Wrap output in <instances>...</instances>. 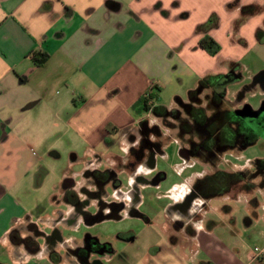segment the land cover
<instances>
[{"label": "crops", "instance_id": "1", "mask_svg": "<svg viewBox=\"0 0 264 264\" xmlns=\"http://www.w3.org/2000/svg\"><path fill=\"white\" fill-rule=\"evenodd\" d=\"M229 1L0 0V159L9 160L7 174L11 175V180L6 177V184L0 180V240L16 249L13 264H24L22 254L46 255L54 262L44 243L39 242V250L29 252L10 238L13 230L25 235L26 225L36 224L29 216L41 211L40 204L22 199L31 190L40 189L47 173L42 157L31 146L27 149L25 141L46 144L42 148L50 156L58 150L49 142L63 139L70 142L78 138L87 143L90 151H100L112 146L120 133L127 134L136 127L143 112L136 113L131 106L151 86L158 87L157 104H161L159 98L173 97L187 103L188 97L182 100L178 95L186 83H196L189 89L192 90L205 76L219 75V82L230 75L248 47L264 44L255 34L257 29H264V10L247 17L235 29L240 8H226ZM250 3L263 5L264 0H240V5ZM211 13L219 17L218 26L208 31L221 47L215 55L199 46L203 32L195 31ZM32 52H44L48 58L41 66H35ZM234 75L231 82L241 80L240 74ZM260 75H264V68L254 78L264 93V80H257ZM244 103L240 100L238 105ZM261 107L264 98L258 109ZM124 155L114 154L112 158ZM251 163L250 160L247 166L228 171L251 169ZM145 167L142 160L137 162V172ZM261 176L257 175L254 183ZM191 186L184 188L180 198L175 195V202L167 209L173 211L168 239L172 248L187 251L182 259L194 260L201 253L203 258L199 261L203 264H264V256L253 259V251L247 253L243 262L226 249L223 235L214 230V225L224 224L225 220L212 222L205 215L210 209L209 200L193 202L203 205L199 220L194 223V236L171 227V222L180 217L176 205ZM257 190L264 198V183L249 191L233 190L215 198L236 200L244 196L250 216H246V226L250 227L258 219L264 221V202L256 197ZM230 218L235 222L234 217ZM259 233L264 237V225ZM0 264L5 263L0 259Z\"/></svg>", "mask_w": 264, "mask_h": 264}, {"label": "rangeland", "instance_id": "2", "mask_svg": "<svg viewBox=\"0 0 264 264\" xmlns=\"http://www.w3.org/2000/svg\"><path fill=\"white\" fill-rule=\"evenodd\" d=\"M258 1L254 0V2ZM246 52V55L238 61V66L234 64L233 71L230 74H240L241 80L230 82V75L225 76L223 79V81L227 79L228 84L224 87L225 96L222 98L219 108L235 110L246 104L248 109L250 107L257 110L264 98V93H261L262 86L254 82L256 74L264 68V44L248 47ZM195 84L186 83L180 89L178 95L182 100H187L188 90L194 88ZM206 91L201 95V99L202 104L205 105L206 114L209 115L213 110V106L211 103L207 105ZM240 100L245 101L244 105H238ZM158 102L168 107H179V103L174 97L168 100L159 98ZM182 116L190 118L184 113H182ZM138 117L139 121L147 119L149 126H157L162 146L159 148L160 150H155V153H153V162L150 165H145L146 167L142 168L140 172H136L135 175L130 173L133 170L132 168H135V164L121 169V166L120 168H118L119 166L115 167L117 161L112 158L114 154L124 155L129 152L131 141L125 134L126 132L120 133L112 146L105 147L100 151H90L86 145L87 143L78 138L70 142L66 139L56 143H51V141L48 145L54 144L55 149L58 150L55 155L51 156L45 154L44 148H42L47 147L46 144L25 141V143H28L26 145L27 149L31 146V150L42 157V163L47 169V173L44 175V183L40 189L31 190L28 197L22 200L24 202L35 200L40 204L41 211L34 213L29 218L38 225L37 227L42 232L50 234L54 227L59 230L62 242L58 244L57 251L62 256V260L57 264H70L66 255L68 249H72L77 245L82 246L86 235L96 238L100 244H110L111 253L98 255L101 264H203L199 261L203 258L201 253L196 255L194 260H183L184 251H187L176 246L172 248L173 243H170L168 239V234L172 230L169 218L170 213L173 211L167 212V209L170 204L175 202V195L180 198L179 194L184 191V188L192 185L195 179L203 173H210L214 170L228 171L245 167L250 160L254 164L255 160H264V136L258 137L253 143L244 147L238 143L236 148L217 154L211 162L204 159V155L184 154L180 151L186 146L187 139L190 136L180 132L177 121L172 122L175 124L174 127L168 128L165 117H157L151 112H143ZM139 121L136 127H138ZM1 131L0 128V135ZM192 135V139H198L195 133ZM134 136L137 139L138 132ZM150 138L157 139L154 133L150 134ZM126 155L128 154H125L124 158ZM89 162L95 165L94 168L99 170L111 169L114 174L116 173L117 179L121 182L119 191L125 194L124 201L126 204L129 203L128 194L135 183L139 190V202L135 208L142 216L130 215L127 213V209H124L120 219L104 218L93 221V217L97 215L95 201L90 200L80 189V186L88 183L87 179L83 177ZM124 162L128 165L127 160L123 159ZM153 165L155 167L149 169ZM9 167L10 163L7 158L4 162L0 159V180L5 184L8 181L7 178L11 180V175L7 174ZM248 167H252V163ZM159 176V180L154 182L153 180ZM68 177L74 179L75 184L72 189L77 198H80L82 204H84L85 198L89 201L88 205L84 204L83 206L88 215L81 214L76 218L70 217L75 211L73 206L64 200L62 192H60L61 182ZM138 177H142L146 182L137 180ZM111 183L112 181L106 187L108 201L117 199L116 191ZM257 192L256 197L264 202L260 190H257ZM14 201L21 204L17 198H14ZM208 203L210 209L205 215L209 221L225 220L224 224L214 225L215 232L223 235L222 240L225 242L226 249L233 252L238 260L241 259L245 262L247 253L252 252L255 246H261L264 240L263 235L259 233L264 221L258 219L253 226H246L248 223L246 216L249 218L250 216L245 197L242 195L236 200L212 198ZM224 206L230 208H224ZM230 216L234 217L235 222L231 221ZM52 225L54 226L52 227ZM22 227L24 229V226ZM26 232L28 231L25 228L24 233L26 234ZM37 241L43 243L44 238L38 237ZM15 251L16 249L10 248L8 242L0 240V259L5 264L14 263ZM17 251L20 253L19 249ZM21 256L24 264H56L49 261L46 255L22 254Z\"/></svg>", "mask_w": 264, "mask_h": 264}, {"label": "flooded vegetation", "instance_id": "3", "mask_svg": "<svg viewBox=\"0 0 264 264\" xmlns=\"http://www.w3.org/2000/svg\"><path fill=\"white\" fill-rule=\"evenodd\" d=\"M223 79L224 78H222L214 86H207L203 88L198 94L194 103L178 102L179 107L171 108L172 111H169L166 114L165 123L168 122L166 124L168 128L174 127L175 124L172 122L177 121L180 132L184 135L190 136V138L187 139L186 146L180 149L182 153L204 155V159H206L207 161H211L213 158H216L217 154H221L224 151L236 148V145L238 143H240V146L244 147L247 144L253 143L258 137L264 136V107H261L257 110L248 109V107H245V105L242 108H238L235 110L219 108L222 98L224 97V87L227 83V79L224 80L226 82H224ZM231 80H235V75H232ZM257 80L263 81L264 75H260ZM205 90H207V105L211 103V105L213 106V110L209 115L206 114V108L205 105L202 104L201 99V95ZM193 107L198 108L196 110V115L192 113ZM182 113L188 115L190 118H184L182 116ZM148 131V134H144L143 132L139 131L138 127L129 129L127 131V137L131 141L129 151L133 153V155H135V157H133L136 159L132 160V157L129 156L127 158V167H129L130 165L133 166L134 164L135 167L137 158L139 157L142 158L141 160L145 165H150L152 163V156L156 150V143L155 140H152L150 138V134L155 132H153L154 130L150 128ZM136 132H138L137 139L134 136ZM193 133H195L196 137H198L197 140L192 139ZM117 166H119L118 168H120V165L115 164V167ZM94 167L95 165L92 164V162H89V165L84 172V176L86 177L88 183L87 185L80 186V189L85 196H88L90 200L92 199L95 201V206L97 208L96 216H100L102 219L115 216H120L121 218V213L124 209H127V213L130 215L142 216V214L139 213L135 208L136 204L139 202L138 188L136 187L135 183L130 193L128 194V204H126L124 201L125 194L119 191L121 182L118 187V183L115 184V187L113 186V189L116 190L117 199L108 201L106 187L109 183L102 182L104 176L100 173L106 169L99 170L98 168ZM132 169L133 170L130 173L132 175H135L137 169L136 167ZM245 169L246 168L241 169L243 173L241 176L242 180L237 183L234 182L229 175H226V172L231 171H219L213 169V172L205 173L202 178L209 174H215L219 172L215 180L209 179L207 181L208 184H215V186H221L223 188L228 187V189H231V187L248 186L250 185V183L254 182V179H252L251 177H256L257 175L262 176L260 177L259 182L255 184L262 185L264 183V166H259L258 170H256L258 173H249L248 171L245 172ZM246 173H248L249 175H247ZM200 178L195 179V181L192 183L191 190L186 193L183 201L176 205L175 210L178 212L180 217L171 222V227L175 231L180 233L183 232L190 237L195 235L196 229L194 223L199 220V216L201 214L200 211L203 208V205L198 206L193 202L196 199H203L204 201H208L212 198L217 197H206L205 195L207 194V191L205 192L202 189L198 190L195 187L196 182ZM69 180H71V183H65L64 181L63 183H61V191L64 200L69 205L71 204L73 206V210L75 211L70 217L76 218L81 214L88 215V213L84 211L83 206L84 204L88 205L89 201L85 198V202H83L84 204H82L80 198H77V196L75 195L76 193L72 189L73 185L75 184L74 179L69 178ZM137 180L146 182V180L142 177H138ZM189 209H191L192 212H189ZM29 224L26 225L27 231ZM53 226L54 225H52V227ZM37 229L39 230V232L36 234L30 233L28 231L25 235H21L20 232H16L17 234L15 233L13 235V237L16 239L15 245H22V242L24 243L25 240L28 239L26 243L28 245H32L35 243L37 245V250H39V242L37 241V238L43 237L45 251L55 263H58V261L62 259V256L58 253L57 247L58 244L62 242V237L61 234L60 239L50 237L54 232L53 230L58 229L54 227L50 234H45L38 227ZM111 252L112 251L109 252L104 249L96 238L86 235L84 244L82 246L77 245L72 249H68L66 255L68 256L69 261L72 264H101L98 260V255Z\"/></svg>", "mask_w": 264, "mask_h": 264}, {"label": "trees", "instance_id": "4", "mask_svg": "<svg viewBox=\"0 0 264 264\" xmlns=\"http://www.w3.org/2000/svg\"><path fill=\"white\" fill-rule=\"evenodd\" d=\"M239 6L240 8V15L239 17L235 20L234 22V28L237 29L243 22L244 20L252 15L258 14L261 11L264 10V4L263 5H259V4H255V3H250V4H244V5H240V0H231L226 4V8L231 9L234 7ZM219 24V17L216 13H211L209 15V17L202 23L198 24L195 28L196 32H203V35L201 36V38L198 41L199 46L205 50L209 55H215L219 50H220V44L208 34V31L212 28L217 27ZM256 37L259 40V42H262L264 40V29H257L256 32ZM31 58L33 63L35 64V66H41L42 64L45 63V61L48 58V55L44 52H32L31 53ZM214 80H212V78ZM217 77H221V76H205L203 77L200 81L198 86L195 89L189 90L188 92V103H194L196 101V98L198 96V94L201 92V90L207 86H214L218 83ZM211 84V85H209ZM157 96H158V87L153 85L151 86L149 89H147L144 93H142L138 99L132 104L131 109L133 111H135L136 113H142V112H151L153 113L155 116L157 117H165L166 114L169 111H172V109H168L166 106L162 105V104H157L155 101L157 100ZM177 101L179 102L180 100L177 99ZM181 102V101H180ZM198 108L193 107L192 109V113H194L196 115V110ZM107 130L111 131V127L110 125H107ZM153 129L155 132L154 135L157 137V139H155V143H156V150H160L159 148L162 146V142L160 141V133L158 131V128L156 125L153 126H149L148 125V120L147 119H142L139 121L138 123V129L139 131L143 132L144 134H148V130ZM153 140V139H152ZM128 155H126V157L122 158L119 156L115 157V160L117 161L116 164L121 166V169H124L125 166H127L125 164V162L123 163V159L127 160V158L130 156L132 157V160H136L134 157L135 155H133V153H131L130 151L127 153ZM134 156V157H133ZM142 158H137V162L140 161ZM255 164L253 163L252 168L250 169H245V172L248 171L249 173H255L257 172L256 170H258L259 166H264V160H255L254 161ZM137 165V163H136ZM136 167V166H135ZM131 172V171H130ZM244 172V171H243ZM104 177L102 182H110L112 181V185L115 187V184H117V187L120 184V181L117 179L116 175L114 174V171L111 169H106L102 172H100ZM219 173V172H218ZM218 173L215 174H209L207 176H205L204 178H200L196 184L195 187L199 190L202 189L203 191H207V194L205 195L206 197L208 196H221L223 194H226L228 192H232L233 190L237 191V192H242V191H249L251 190L253 187L256 186V184L250 183V185L248 186H242V187H231V189H228V187H219V186H215V184L213 185H209L208 184V180L212 179L215 180L216 176L218 175ZM258 173V172H257ZM242 170H237L234 172H226V175H229L232 180L234 182H240L241 176H242ZM247 175H249L248 173H246ZM86 179V177H84ZM160 176L157 177L155 180H153L154 182H157L159 180ZM249 178V177H248ZM252 179H254L255 177L252 176ZM236 186V185H235ZM211 191V192H209ZM93 221L96 220H100L102 219L100 216H94L93 217ZM28 231L30 233H38L39 230L37 229V226L34 223L29 224L28 226ZM54 232L52 233V235L50 237H55V238H61L60 237V233L59 230L54 229ZM18 233V230H13L11 232L10 238L11 241L13 242V244H16V239L13 237V235L15 233ZM16 233V234H17ZM28 239L25 240V242H22V245L29 251V252H35L37 250V245L34 243L32 245H28L26 243ZM101 246L106 249L107 251H112L111 246L109 243H103L101 244Z\"/></svg>", "mask_w": 264, "mask_h": 264}, {"label": "built area", "instance_id": "5", "mask_svg": "<svg viewBox=\"0 0 264 264\" xmlns=\"http://www.w3.org/2000/svg\"><path fill=\"white\" fill-rule=\"evenodd\" d=\"M264 256V244L253 248V259H259Z\"/></svg>", "mask_w": 264, "mask_h": 264}, {"label": "water", "instance_id": "6", "mask_svg": "<svg viewBox=\"0 0 264 264\" xmlns=\"http://www.w3.org/2000/svg\"><path fill=\"white\" fill-rule=\"evenodd\" d=\"M240 112H243V111H240ZM153 162V161H152ZM71 180L68 179H64V182L65 183H68L70 182ZM71 183V182H70ZM107 219H120V216H115V217H107Z\"/></svg>", "mask_w": 264, "mask_h": 264}]
</instances>
